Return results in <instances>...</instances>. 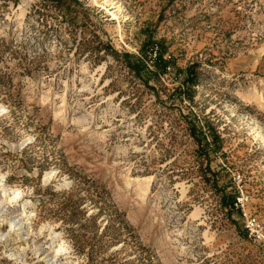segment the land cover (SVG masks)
I'll use <instances>...</instances> for the list:
<instances>
[{"label": "rangeland", "instance_id": "374dc122", "mask_svg": "<svg viewBox=\"0 0 264 264\" xmlns=\"http://www.w3.org/2000/svg\"><path fill=\"white\" fill-rule=\"evenodd\" d=\"M0 178V264H264V0H0Z\"/></svg>", "mask_w": 264, "mask_h": 264}, {"label": "bare ground", "instance_id": "6f19581e", "mask_svg": "<svg viewBox=\"0 0 264 264\" xmlns=\"http://www.w3.org/2000/svg\"><path fill=\"white\" fill-rule=\"evenodd\" d=\"M18 9H20V6L18 7ZM20 17L21 18H23V14H21L20 15ZM1 179V178H0ZM2 188H1V192H0V196H1V198H6V196H7V193H6V190H5V188L3 187V186H1ZM10 192V191H9ZM11 194L13 195L11 198L9 197V200H7V204H11L12 205V203H14L15 201H16V198L18 199V197H16L17 196V194H14V193H12L11 192ZM10 194V195H11ZM6 201V200H5ZM16 203V202H15ZM0 205H1V203H0ZM31 206V204H30V201H25L20 207H19V209H18V211H17V213L18 214H16V215H14V216H12V217H10V219H8L7 220V223H8V228H9V231H13V230H15V231H17V234L15 235V237L14 238H12L11 239V241H12V243L13 244H15L19 239H17L18 238V236H19V234L20 233H18V232H20V230H21V228H20V225H21V223H20V216L24 213V211L27 209V208H29ZM3 208V207H2ZM0 211L2 212V210L0 209ZM3 215V214H2ZM0 219L1 220H4L3 218H2V216H0ZM4 222V221H3ZM3 237V235L1 234L0 235V238H2ZM34 253L35 254H37L38 252L37 251H34ZM59 253V250H56L54 253H53V256H50V257H48V256H46L45 258H47L46 259V262L48 263V264H54V258H55V256L57 255ZM15 259V258H14ZM16 260V259H15ZM23 264H26V263H23Z\"/></svg>", "mask_w": 264, "mask_h": 264}]
</instances>
